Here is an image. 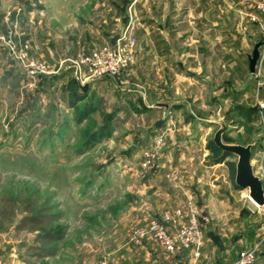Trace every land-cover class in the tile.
I'll return each mask as SVG.
<instances>
[{
  "label": "rangeland",
  "instance_id": "374dc122",
  "mask_svg": "<svg viewBox=\"0 0 264 264\" xmlns=\"http://www.w3.org/2000/svg\"><path fill=\"white\" fill-rule=\"evenodd\" d=\"M134 1L0 0V250L32 260L37 236L17 229L26 213L6 198L55 208L66 264L81 250L112 263L118 248L162 249L129 237L193 203L209 218L198 261L230 264L256 249L264 264V207L235 188L237 158L213 144L220 117L227 143L257 145L264 183V99L245 56L264 39L258 0ZM130 24L134 58L120 80L59 70ZM32 63L48 72L30 77Z\"/></svg>",
  "mask_w": 264,
  "mask_h": 264
},
{
  "label": "built area",
  "instance_id": "2783aa9c",
  "mask_svg": "<svg viewBox=\"0 0 264 264\" xmlns=\"http://www.w3.org/2000/svg\"><path fill=\"white\" fill-rule=\"evenodd\" d=\"M139 0H135L132 7ZM257 10L264 16V0H258ZM133 26L130 24L119 37L111 43L89 52L81 54L75 60H66L74 75L84 82H97L102 79L120 80L132 65L134 58L135 39L132 35ZM45 65L32 63L27 70L30 77L47 73ZM58 73V72H57ZM209 218L200 212L196 205L189 203L188 207L164 214L160 220H151L145 227L132 231L129 243L140 246L146 240L157 242L167 255H176L181 251H188L194 262H197L204 248L203 226ZM256 249L241 251L230 264H254L257 258ZM100 264H110L104 260Z\"/></svg>",
  "mask_w": 264,
  "mask_h": 264
},
{
  "label": "crops",
  "instance_id": "0c3cea01",
  "mask_svg": "<svg viewBox=\"0 0 264 264\" xmlns=\"http://www.w3.org/2000/svg\"><path fill=\"white\" fill-rule=\"evenodd\" d=\"M261 24H255L254 25V29L257 30L259 29L258 26H260ZM258 27V28H257ZM260 41H264L263 37L261 38ZM257 44V43H256ZM255 44V45H256ZM261 52H262V57L261 60L258 64V68H257V72L255 76L260 77V79L257 82V86L255 87L256 90L258 91V93L260 94V98L258 101H262L264 99V46L261 48ZM247 58V62H248V70H249V61H248V54L245 55ZM250 74V71H249ZM251 75V74H250ZM252 76V75H251ZM255 79H257L255 77ZM247 92H251V89L246 90ZM264 101V100H263ZM256 153H255V157H256ZM206 245L205 248L203 249V253L202 256H204L205 251H206ZM81 254H83L84 257L80 258L81 262L79 264H100V262L103 259H99V261L94 262L92 261L93 259L91 257L86 258L87 253H92L94 250H81ZM85 251V252H84ZM137 251V252H135ZM142 253H140V252ZM84 252V253H83ZM95 255H101L102 253L100 252V250H95L94 251ZM113 255L116 256H122L120 259L119 257H115L113 258V262L114 264H207L205 261V258H203L201 261H197L194 262L193 260H191V254L188 251H181L179 253H177L176 255H166V253L164 252L163 249H159V250H154L153 253H151V250H147V249H129V248H124V249H116L114 252H112ZM110 254V255H112ZM142 255V259L144 260L143 262H140L135 255ZM22 251L20 249L17 248H6L4 250H0V264H66L63 261V258L61 256V254L58 252L57 255L53 258H47V259H43V260H39L36 258H32L31 259H25L22 258ZM151 256H153L151 258ZM236 259V258H235ZM234 259V260H235ZM98 260V259H97ZM233 260V261H234ZM62 261V262H61ZM232 261V262H233ZM113 262L111 263L109 261L110 264H113Z\"/></svg>",
  "mask_w": 264,
  "mask_h": 264
},
{
  "label": "trees",
  "instance_id": "16d2710c",
  "mask_svg": "<svg viewBox=\"0 0 264 264\" xmlns=\"http://www.w3.org/2000/svg\"><path fill=\"white\" fill-rule=\"evenodd\" d=\"M215 148L218 149L216 146ZM221 153L223 159L231 156L229 154H224L222 151ZM235 188L238 189L236 185ZM4 202H7L12 208L15 202L24 208L26 216L21 219L17 229L37 234L34 240L35 245L29 248L32 257L39 260L55 257L58 253V243L64 238L63 232L60 231L57 226L61 215H56L54 212L55 208L48 207L47 204L41 203L39 200L31 197L18 200L6 198ZM5 214V212L0 210V215H2V217L6 218Z\"/></svg>",
  "mask_w": 264,
  "mask_h": 264
},
{
  "label": "water",
  "instance_id": "95a60500",
  "mask_svg": "<svg viewBox=\"0 0 264 264\" xmlns=\"http://www.w3.org/2000/svg\"><path fill=\"white\" fill-rule=\"evenodd\" d=\"M264 46V41H259L252 52L248 56L249 71L251 75L257 72L258 64L262 57L261 48ZM85 88L82 89H86ZM219 129L213 137L214 145L224 154H229L237 158L235 185L238 189L248 190L250 200L258 207H264V183L263 180L255 174L254 166L252 164L256 144L243 146L240 144L227 143L224 140V134L227 130V124L223 118L215 122Z\"/></svg>",
  "mask_w": 264,
  "mask_h": 264
}]
</instances>
